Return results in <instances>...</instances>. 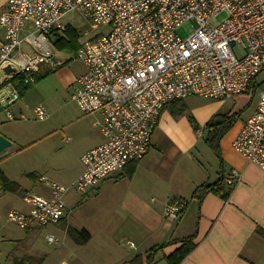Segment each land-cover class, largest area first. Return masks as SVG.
Here are the masks:
<instances>
[{
    "label": "built area",
    "instance_id": "built-area-1",
    "mask_svg": "<svg viewBox=\"0 0 264 264\" xmlns=\"http://www.w3.org/2000/svg\"><path fill=\"white\" fill-rule=\"evenodd\" d=\"M72 11L93 28L103 27L75 51L86 70L75 78L71 94L84 114L95 115L102 140L81 155L83 169L72 182L40 175L48 194L24 193L28 208L9 209L10 222L22 229L58 222L68 211V190L84 195L142 158L162 109L189 96L229 99L259 84L255 108L232 146L264 170V77L257 82L264 71V0H7L0 12V72L9 84L0 93V111L6 118L16 117L11 104L20 97L12 77L54 63V37L64 34L63 17ZM221 14L217 24L210 22ZM185 23L191 27L183 36ZM27 24L32 30L22 35ZM34 81L33 74L24 79L28 85ZM34 114L49 117L42 104ZM239 178L233 168L225 180L233 184ZM182 207L180 197H168L163 214L176 220ZM47 240L57 238L48 234Z\"/></svg>",
    "mask_w": 264,
    "mask_h": 264
},
{
    "label": "crops",
    "instance_id": "crops-1",
    "mask_svg": "<svg viewBox=\"0 0 264 264\" xmlns=\"http://www.w3.org/2000/svg\"><path fill=\"white\" fill-rule=\"evenodd\" d=\"M6 3L7 0H0V12ZM23 30L31 31V24ZM62 36L66 33L53 40L56 48L54 63H41L37 71L41 66L55 68L49 76L59 73L62 68L59 78L73 90L75 78L86 67L78 58L82 63L79 68L72 70L66 66L72 58L66 55L67 48L57 47L56 41ZM78 41L80 44L79 38ZM8 85L0 72V93L7 90ZM193 97L172 101L162 109L152 132L150 147L142 158L129 161L119 173L103 179L84 195L72 189L65 193L68 211L54 223L57 234L50 233L57 240L48 241L45 237L48 246L58 244L57 247L47 248L38 238L36 230L40 225L33 224L26 229L15 225L21 232L10 228L0 231V264H167L165 255L179 242L158 249L147 263L144 262L145 253L153 246L191 234H195V247L179 264H264V170L232 146L234 136L250 115L220 138L219 157L207 155L203 147H198L200 143L207 146L204 124L216 113H232V108L224 110L226 99H215L210 109L196 120L201 126L194 129L187 116L186 100ZM16 109L18 111L13 109L16 117L17 114L24 117L22 105H17ZM0 113L4 120L8 119L2 111ZM0 132L13 143L15 133L12 129L0 128ZM101 140L98 129L82 133L77 141L76 167L69 170L73 164L66 173L53 171L48 176L62 183L72 182L83 169L81 155ZM133 163L132 175L122 176L121 173ZM233 168L239 171L240 178L230 184L232 189L227 197L214 190L201 198L192 195L198 185L215 182L220 175L223 184L228 185L225 177ZM36 174L29 188L18 182L21 192L13 193L20 195L25 205L19 207L20 210L28 208L22 198L24 193L48 194V187L39 180L44 173ZM172 196L180 197L184 202L176 220L163 214L164 203ZM68 228L86 229L90 239L78 244Z\"/></svg>",
    "mask_w": 264,
    "mask_h": 264
},
{
    "label": "rangeland",
    "instance_id": "rangeland-1",
    "mask_svg": "<svg viewBox=\"0 0 264 264\" xmlns=\"http://www.w3.org/2000/svg\"><path fill=\"white\" fill-rule=\"evenodd\" d=\"M223 16L224 14H221L218 18L213 17L210 22L217 24ZM63 21L69 23L78 31L79 40H86L103 31L102 25L93 28L91 21L77 11L67 13L63 17ZM190 27V23H185L179 29L181 35H186ZM86 31H88V34L85 33ZM27 32L23 30L21 34L24 35ZM65 52L68 57L72 58L66 66L75 70L82 65L74 51L67 50ZM60 70L62 71V68ZM59 73H52L44 79L33 83L28 90L23 92L16 104L12 105L15 111H18L16 109L17 105H22L21 111L24 117H20L17 114L16 119L4 120L3 114L0 113V128H10L15 133L12 145L0 154V168L10 179L16 180L23 187L29 188L34 182L27 176L29 172L44 173L48 176L53 171L66 173L69 166L73 164L69 170L76 167L75 161L79 137L82 133L97 131V128H94L92 125L95 119L94 115L88 116L81 111L76 101L71 97L72 88L62 83ZM263 77L264 71L258 75L257 82H260ZM259 86L258 84L254 92L251 90L252 87H250L247 92L226 99L224 110L228 111L232 108L231 112H239L238 118L229 129L235 125H239L243 119L250 115L257 101ZM186 100L188 101L189 113L187 116L190 118V124L194 129H197L201 125L196 120L201 118L210 109L212 102L216 100L201 96H194ZM38 104L46 107L49 112L47 119L40 120L35 116L34 108ZM66 137L69 138L67 142L63 140ZM203 145L200 143L198 147H203L206 153H208L207 155L215 154L211 148ZM12 195L13 193L4 192L2 187H0L1 232L3 229L6 230L5 228L15 229L18 232L22 231L7 219V212L10 207L14 209L24 205L20 199V195ZM55 227L56 225L52 223L40 228L38 227L36 230L38 238L42 239L47 248H54L58 245L52 244L48 246L45 243L47 234H57L58 230Z\"/></svg>",
    "mask_w": 264,
    "mask_h": 264
},
{
    "label": "trees",
    "instance_id": "trees-1",
    "mask_svg": "<svg viewBox=\"0 0 264 264\" xmlns=\"http://www.w3.org/2000/svg\"><path fill=\"white\" fill-rule=\"evenodd\" d=\"M66 36L60 37L57 41V47L59 49L67 48L68 50H77L79 47V33L78 31L71 26H68L65 30ZM55 68L51 66L47 67H40L39 71H36L34 73L32 72H21L18 74H15L11 81L16 82V86L20 90V95L23 94L28 88H30V85L24 83V79L28 75H34L35 82L39 81L40 79L47 76L49 73L53 72ZM258 84H253L252 89L253 92L255 91ZM239 116L238 111H234L230 114L226 113H216L214 114L204 125V128L206 129V135L204 138L205 144L211 148L215 154L219 157L220 156V147H219V140L220 138L229 130V128L233 125V123L236 121V119ZM135 165L134 163L128 167L126 171H123L124 173H121L122 176H131L134 171ZM27 176L30 179H35L37 177V174L35 172H29ZM0 187H2L4 192H12V193H20V184L16 180H12L8 178L3 171L0 168ZM232 189V185L223 184V177L222 175L219 176V178L212 183H202L198 185L194 192L193 196H198L201 198L204 194L210 192V191H216L219 192L222 197H227V195L230 193V190ZM183 201V199H182ZM184 206V202H183ZM183 210V207H182ZM67 231L72 236L73 240L78 244L86 243L90 239V233L86 229H74V228H68ZM195 234H191L182 238H173L170 241L159 244L156 246L151 247L145 254V260L144 262H150L153 258L154 253L166 246L170 243H178L179 245L169 254L165 255V259L167 264H179L182 259L195 247L194 242ZM141 256V255H140Z\"/></svg>",
    "mask_w": 264,
    "mask_h": 264
},
{
    "label": "water",
    "instance_id": "water-1",
    "mask_svg": "<svg viewBox=\"0 0 264 264\" xmlns=\"http://www.w3.org/2000/svg\"><path fill=\"white\" fill-rule=\"evenodd\" d=\"M4 70L9 73L10 72V66H6ZM12 145V141L6 137L4 134L0 132V154L9 146Z\"/></svg>",
    "mask_w": 264,
    "mask_h": 264
}]
</instances>
